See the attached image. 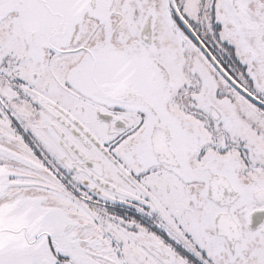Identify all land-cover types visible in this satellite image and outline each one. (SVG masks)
<instances>
[{"label": "snow or ice", "instance_id": "obj_1", "mask_svg": "<svg viewBox=\"0 0 264 264\" xmlns=\"http://www.w3.org/2000/svg\"><path fill=\"white\" fill-rule=\"evenodd\" d=\"M0 264H264V0H0Z\"/></svg>", "mask_w": 264, "mask_h": 264}]
</instances>
